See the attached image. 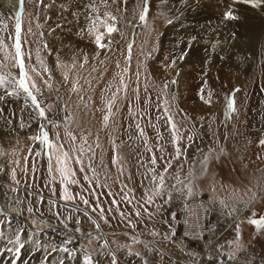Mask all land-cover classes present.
<instances>
[{"label":"rangeland","instance_id":"1","mask_svg":"<svg viewBox=\"0 0 264 264\" xmlns=\"http://www.w3.org/2000/svg\"><path fill=\"white\" fill-rule=\"evenodd\" d=\"M17 2L12 14L0 7V36L5 38L0 47V73L19 79L14 37L16 13L20 11L22 58L30 82L42 91L36 95L47 119L36 117L23 95H10V86L0 88V264H113V258L122 264L119 250L111 251L108 246L109 233L123 238L119 229H111L110 223H119L120 216H111L110 211L119 206L125 181L135 187L138 178L136 190L152 192L147 171L163 170L153 167V156L157 166L167 165L169 160L191 165L192 182H180L177 176L170 194H191L185 201L203 203L206 226L209 231L214 229L205 248L180 238L172 228L184 200L174 199L169 231L161 233L168 245L158 248L163 257L179 264H264V227L249 222L264 218V0L259 8L239 0H149L144 24L139 21L141 0H117L118 31L106 49L97 48L86 27L90 13L86 6L94 2L99 9L96 14L101 15L104 0ZM229 11L236 19H225ZM239 22L250 24L245 35L236 28ZM81 43L86 45V52L79 48ZM61 45L78 52L72 60L61 61L70 70L58 66ZM38 49L51 68V89L45 84L48 73L37 60ZM235 50L246 56L241 72L224 68ZM181 54H186L183 60L179 59ZM121 76L128 88L118 91ZM74 82L76 91L72 90ZM114 92L117 100L111 123L105 128V103ZM229 97L234 106L226 114ZM165 101L172 105L169 110L179 130L176 143L166 123ZM130 109L135 116L129 114ZM136 121L144 129L151 152L146 150ZM150 121L158 126L159 138ZM22 123L26 126L21 127ZM41 124L46 125L50 141L71 151L73 157L84 143L81 137L87 141L85 148L90 145L95 150V173L77 170V184L70 186L74 193L71 200L60 199L59 176L49 173L43 153L35 154L42 147L33 139L39 136ZM66 132L76 137L74 143ZM97 138L99 148L95 147ZM113 142L119 146L116 165ZM178 147L187 150L173 159ZM90 156L91 152H85V165ZM136 170H140L139 177H135ZM85 174L91 182L83 179ZM97 180L102 187L96 186ZM81 196L89 203H83ZM3 197L10 198L6 205ZM99 244L107 259L95 253ZM57 254L65 259L53 263ZM128 264H137V257L130 256Z\"/></svg>","mask_w":264,"mask_h":264},{"label":"snow or ice","instance_id":"2","mask_svg":"<svg viewBox=\"0 0 264 264\" xmlns=\"http://www.w3.org/2000/svg\"><path fill=\"white\" fill-rule=\"evenodd\" d=\"M113 3H116L117 0H112ZM142 2V10L139 15V21L141 24H144L146 22V17L149 13L150 10V5H149V0H141ZM239 2L248 4L252 6L253 8H259L261 6V0H239ZM105 6L107 7L106 0H105ZM90 9L89 17H88V24H87V32L89 36L94 37V43L97 46L98 49H106L110 48L113 40L112 36L113 33H116L118 31L117 28V22H118V17L115 16L110 10L105 11L102 15L96 14L98 13L99 9L93 2V4L87 5ZM119 10V9H118ZM21 16L22 13L18 11L16 13V22H15V37H14V49H15V64L19 68V79H15L11 77L8 74L0 73V88H5L6 86H10L12 88V92L9 93L10 95L16 96L17 98H20L21 95H23V98L26 102V106L31 107L33 111H35L36 117L40 118L41 120H46V109L41 106L42 101L38 100L36 93H41V90L37 87L35 82H30L31 78L28 75V72L26 71V65L25 61L22 58L23 53H22V38H21ZM119 19H123V16H121ZM225 19H236V16L233 15L231 11L225 13ZM108 37L106 42L104 41V38ZM4 40L5 38L3 36H0V47H3L4 45ZM44 50H47V46H43ZM131 48L132 44L130 43L128 45L129 49V59L131 56ZM40 49L37 50V60L41 64L42 70L45 73H48V78L45 81L46 86L51 89L53 87L51 80H52V75H51V68L47 66L45 60L40 57L39 55ZM100 53L98 52L97 55ZM186 54H181L179 56L180 60H183L185 58ZM85 63L87 62L88 57L85 55ZM102 63V62H101ZM175 63V61H173ZM58 66L64 67V68H69V65H65L61 62L58 61ZM83 66V65H82ZM127 68L124 69V73H127ZM37 75H40V73H37ZM64 78L67 81L68 79V73H64ZM137 79H139V72H137ZM171 83L175 84L176 81L173 80ZM120 85L121 88L118 89H127L128 84L125 82L124 76H121L120 80ZM167 87V85H165ZM35 90V92L33 91ZM73 91L77 90L76 87V82L73 83ZM136 90L133 89V92ZM238 91V90H237ZM201 92H203V89H201ZM42 95V93H41ZM210 95V93H209ZM126 98V97H125ZM0 99H3V97H0ZM135 99L138 101L139 100V95L137 94ZM201 99H204L203 96H201ZM117 100V93H112L111 99L106 101L105 103V109H106V114L103 116V123L104 127L107 128L108 125L111 123V117L113 115V107L116 104ZM172 101L173 104L175 102V94H172ZM205 103H208L209 100L205 99ZM147 104V101H145ZM172 105H169L167 101L164 102V115L167 116V121L170 125L171 129V135L173 137V142L176 143L179 139V130L176 126V124L173 121L172 114L170 112V108ZM233 100L231 97H229L228 103L226 105V108L228 112L226 114H230V112L233 110ZM51 106H48V110H50ZM118 110V108H117ZM129 114L132 116H135L136 113L130 109ZM146 113H141V115H145ZM160 117H158L159 119ZM51 123V121H48ZM149 125L156 128L157 131V137L159 138V128L156 125H152L151 121L149 122ZM23 123L21 124V127H25ZM55 126V125H54ZM46 125L41 124L40 126V131H39V136L37 138H33L34 140L38 139L39 145L42 147L35 152L36 155H43L46 157L47 160V168L50 174H55L58 175L60 178V199L63 201H68L73 198L74 193L70 191V186L76 185L77 184V179L75 178L77 176V170L79 173L83 174L86 173L88 170H91L93 173H95L96 170V165L92 163V160L95 156V150L92 148V146H88L87 148L84 147V144L87 143V141L81 137V139L84 141L83 144H81L79 148L78 155L76 157H73L71 151H65L63 150L62 145H56L54 142L50 141L49 136L47 131L45 130ZM115 127V125H113ZM136 127L139 130V133L142 137L145 139V144H146V150L151 152L152 149L148 147V138L144 132V129L141 128L140 126V121H136ZM66 136L70 139L71 142H75L76 137L73 136L71 133L66 132ZM189 142H191L192 137L189 136L187 138ZM262 144H264V140L261 141ZM95 147L99 148L100 147V142L99 139L97 138L96 145ZM119 146L116 145L113 142V164L116 165L119 163L120 157L115 154L118 152ZM55 150V151H54ZM187 149H181V148H176V154L173 157V159H178L180 155L183 154L184 151ZM72 151H76V149H73ZM161 152H163V148L160 149ZM85 152H91L92 156L89 157V162L87 165H85L83 156ZM163 157H161L162 159ZM207 159V157L205 158ZM103 162V158L101 157V163ZM151 163L155 165L157 163V158L153 156ZM168 167L171 166V161H167ZM168 168L166 167L164 171L166 172ZM154 171V170H150ZM55 175H53V179H55ZM83 179L85 181L91 182L92 178L89 177L88 175H84ZM157 177L153 175V181H155ZM163 183H164V178L163 175L161 174L159 177V184L156 187V190L152 193V196H148L145 203H153V198L155 196H159L162 189H163ZM97 187H102V185L99 184L98 180L96 182ZM91 195L93 197H96L97 194L95 192H92ZM108 195H112L111 192L108 193ZM80 199L83 201V203L88 204L89 201L85 199L83 196L80 197ZM125 197H121V200H125ZM51 203H55V201H50ZM113 204H116L117 201L113 199L112 201ZM127 203L131 204L132 201L130 199L127 200ZM31 211V209H29ZM145 211H147L145 209ZM138 216L140 215L139 211L137 210L136 213ZM149 215H151L149 213ZM122 219H126V217L121 215ZM250 223L254 224L257 228L264 227V218H261L259 220H250ZM131 223V221H130ZM134 227V225H132ZM155 235V233H153ZM18 258V257H17ZM13 264H16L15 261H13ZM113 264H116L115 258H113Z\"/></svg>","mask_w":264,"mask_h":264},{"label":"crops","instance_id":"3","mask_svg":"<svg viewBox=\"0 0 264 264\" xmlns=\"http://www.w3.org/2000/svg\"><path fill=\"white\" fill-rule=\"evenodd\" d=\"M153 167H162L163 170H159L158 172L154 171L155 173H152L150 171V174L149 171H147V173L149 174H147V177L151 178L153 182L152 192L141 194L138 190H136L135 187H137L138 178L135 180V187L131 186L128 181L126 182L122 179V181H125L126 184L125 186H123L122 183V188L120 191L121 194L119 196V206L112 209V211L109 210L111 216H120L119 223L115 224L111 222L110 226L111 229H119V234L123 238L119 240L115 238V236H118V234H115L113 232L109 233L108 236H110L111 239L109 240L108 246L110 247L111 251L116 252L117 250H119L122 258V264H128V258L130 256L137 257V264H179L177 262L170 261L169 258L163 257L158 248L162 245H168V240L165 241V238L161 237V233L169 231L168 227H170V219L174 217V215L170 211V206L172 205L174 199H177L178 202L184 200L181 212L177 215L175 220L176 225L173 224L174 226L172 228L173 231L177 230V234L179 235L181 223L184 217L185 206L191 200L189 199L185 201V199L190 198L191 194H170L172 190L171 183H173V180L177 178V176L180 177V182H192V179L190 178L192 175V168L190 164H185L184 166H182L180 164L174 163H171L170 167L165 164H161L158 166L157 164H155ZM166 167L168 168V170L165 172L164 169ZM138 171L140 172V170H136V172H134L135 177H139L140 174ZM161 174L163 175L164 183L160 195L153 198V203H145L147 197L152 196V193L156 190ZM153 175L157 177L155 181H153ZM187 176L189 177L188 179ZM125 196L126 199L121 200V197ZM128 199L132 201L131 204L127 203ZM145 209L147 211H145ZM137 210L140 213L139 216L136 214ZM149 213L151 215H149ZM122 214L124 217H126V219L121 218ZM132 225H134V227ZM153 233H155V235H153ZM96 244H98V242H96ZM98 246L99 247H96L95 253L107 259L108 254H106L105 250L100 247L101 244H99ZM118 246L120 249H118ZM151 248L153 249L151 250ZM62 259L65 258L61 254H57L55 258V261L57 260V262L53 263H59L60 261H62ZM210 263H215V261Z\"/></svg>","mask_w":264,"mask_h":264},{"label":"bare ground","instance_id":"4","mask_svg":"<svg viewBox=\"0 0 264 264\" xmlns=\"http://www.w3.org/2000/svg\"><path fill=\"white\" fill-rule=\"evenodd\" d=\"M56 1V0H55ZM105 1V0H104ZM124 1V0H123ZM125 1H127V0H125ZM17 0H0V7H2L1 8V11L2 10H4L6 13H14L15 11H16V9H17ZM106 4H107V7L105 6V2L102 4V6H101V15L105 12V11H107V10H110L114 15H116V6H115V4L116 3H113L112 2V0H106ZM77 5V4H76ZM75 5V6H76ZM127 7H128V5H126ZM37 8V7H36ZM75 8V7H74ZM77 8V7H76ZM83 9H85V8H83ZM119 9V8H118ZM86 10H89L90 11V9H86ZM85 11V10H84ZM47 12H48V10H47ZM48 15V14H47ZM62 16H64V13H62ZM248 16V15H247ZM40 17V16H39ZM242 17V16H241ZM245 17V16H244ZM248 18V17H247ZM246 18V19H247ZM249 18H250V16H249ZM45 19H46V16H45ZM36 19H35V17H34V19H33V23L34 24H36V23H38V22H36L35 21ZM248 20V19H247ZM250 21V20H249ZM233 22V21H232ZM251 22V21H250ZM252 23H253V20H252ZM255 23V22H254ZM258 23V22H257ZM261 23V22H260ZM235 24V23H234ZM249 24V23H248ZM247 24V25H248ZM259 24V23H258ZM37 25V24H36ZM245 23H243V22H239V23H237V26H236V28L241 32V35H245V33H246V31H247V29H248V26H247ZM250 25V24H249ZM249 29H250V27H249ZM257 29V28H256ZM238 38V37H237ZM235 43V42H234ZM244 43V42H243ZM85 44H80V47L79 48H81V50H83V51H85L86 50V45L84 46ZM231 46V45H230ZM239 46H241V44H239ZM235 47V46H234ZM225 49H227V48H225ZM229 49V48H228ZM233 50H234V48H233ZM238 50V49H237ZM76 51L77 50H75L74 48H72V49H70L69 51H67L66 50V48H65V45H61L60 46V49H59V51L57 52V59L59 60V62H61L62 60H65V59H69V60H72L73 58H74V54H77L76 53ZM86 52V51H85ZM227 52V51H226ZM239 52V51H238ZM236 50L235 51H233L232 52V54L230 55L231 57H227V59H228V62L226 63V64H224V68H231V69H235V70H237V71H240V70H242L243 68H244V64H245V61H246V59H245V55L243 54V55H240V53H238ZM42 53H44V50H42ZM230 53V52H229ZM80 54V53H79ZM81 54H84V53H81ZM77 58V57H76ZM44 59V58H43ZM241 72V71H240ZM215 77V76H214ZM157 80H159V81H161V79H160V77L157 79ZM215 80V79H214ZM213 80V81H214ZM42 92V91H41ZM3 200H4V205H6L7 204V202L9 201V197L8 198H6V197H3L2 198ZM7 201V202H6ZM200 202V201H199ZM201 203V202H200ZM11 205H14L15 203H10ZM202 205H203V203H201ZM16 205V204H15ZM100 205L98 204V205H96V208L97 207H99ZM203 207H204V205H203ZM204 209H205V207H204ZM211 230H214L213 228H211ZM211 230L209 231V234H210V232H211ZM207 245V244H206ZM205 247V246H204ZM27 250V249H26ZM42 250V249H41ZM55 262H57V260L55 261ZM73 264H76V263H73Z\"/></svg>","mask_w":264,"mask_h":264},{"label":"built area","instance_id":"5","mask_svg":"<svg viewBox=\"0 0 264 264\" xmlns=\"http://www.w3.org/2000/svg\"><path fill=\"white\" fill-rule=\"evenodd\" d=\"M179 235L182 239L199 243L202 247L206 246L207 242V246L209 245L205 209L198 200H190L186 204Z\"/></svg>","mask_w":264,"mask_h":264}]
</instances>
